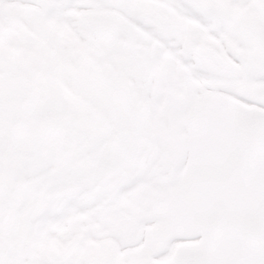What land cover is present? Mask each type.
Returning <instances> with one entry per match:
<instances>
[{
    "label": "bare ground",
    "instance_id": "1",
    "mask_svg": "<svg viewBox=\"0 0 264 264\" xmlns=\"http://www.w3.org/2000/svg\"><path fill=\"white\" fill-rule=\"evenodd\" d=\"M84 1L88 3L86 8L81 6ZM218 1L254 19L264 29L262 0ZM17 3L42 8L36 0H0V5L9 9ZM136 5L141 15L133 13ZM43 9L48 31L69 43L61 51L45 46L49 50L45 75L56 78L67 93H77L81 103L77 109L89 115L97 112L101 120H107L110 130L98 148L97 158H90L93 165L85 169L83 178L54 181L42 197L12 203L9 220L8 207L3 206L0 236L2 244L12 251L20 240L17 233L23 228V212L29 217L23 263L33 258L45 264L56 255L60 259L71 257L76 264H166L184 245L181 235L195 223L196 212L212 205L208 194L211 189L219 187L222 194L236 196L247 182L254 188L253 194L264 196V172L253 174L243 169L238 153L231 150L232 139L225 143L222 138L216 143L201 138L189 123L200 105L201 115L206 113L214 128L231 138L230 120L247 105L239 95V79L230 78L226 69V62L238 63L226 47L229 40L196 5L186 0H48ZM96 11L113 12L118 20L107 37H97L85 20L87 12ZM146 15L154 18L148 20ZM13 20L12 31L19 36L25 29L35 34L18 16ZM165 28L171 29L168 35L162 30ZM38 45L33 42L34 47ZM236 46L240 48L241 44ZM200 48H208L220 67L207 58L199 59L195 52ZM23 51L20 40L9 47L0 39V57L21 56ZM18 75L31 81L27 74ZM15 76L7 74L5 78L10 82L16 80ZM127 94L134 103L125 98ZM23 100L29 102L26 97ZM26 107L36 108L29 103ZM120 108H124L127 119L138 112L144 125L136 169L129 167L128 132L119 128L118 119L114 127L110 123V113L115 109L119 117ZM20 110L16 109V114ZM0 112V165L12 162L24 170L31 167L34 152L39 158L52 148L37 137L8 134L14 122L7 121L3 110ZM69 116L73 115L66 114ZM73 120L84 119L73 116ZM37 121L29 118L27 127L33 130ZM15 135L19 138L16 142ZM95 137L86 136L78 146L91 144ZM110 146L116 148L113 153L108 152ZM59 152L62 154V150ZM62 158L70 157L64 154ZM72 162L78 165L81 160ZM39 178L17 179L12 194L19 193L21 183ZM49 184L46 182L41 190ZM35 211L40 213L37 217L33 216ZM153 229H157L155 238Z\"/></svg>",
    "mask_w": 264,
    "mask_h": 264
},
{
    "label": "rangeland",
    "instance_id": "2",
    "mask_svg": "<svg viewBox=\"0 0 264 264\" xmlns=\"http://www.w3.org/2000/svg\"><path fill=\"white\" fill-rule=\"evenodd\" d=\"M21 1H34V0H21ZM48 0H36L37 4H39L42 8L46 5V2ZM264 2V0H262ZM15 11V14L21 15V19L23 21H26L33 29H35L39 33V38L36 39L34 36L29 34L25 31L24 37L25 41L22 44L24 51L22 52V56L17 55H11V54H5L4 56L0 57V104L1 102H6L5 106H0L4 111L6 112V118L7 121H16V122H22V133H24L23 136L28 137H37L42 142L51 143V141H54L57 139L56 142L53 144V149H59L63 147L62 154H60L59 150H57L58 155H52L50 152L45 151L41 157L34 158L31 167H25L24 170L21 169V167L12 165V162L7 164L0 165V179L2 180V184L0 183V211L3 209V206L6 205L8 207L7 209V216L8 220L12 217V209L11 204H20L26 200L28 197H42L44 194H46L47 190L49 189L50 185L54 181L58 180H72L80 179L81 177L85 176L83 173L85 169H87L89 166H92L93 163H91L90 158H97V151L99 150L97 147L98 145L96 142H93L91 144H88L87 146H78V141L81 139L84 140L86 137V134L90 132L91 127L92 129H95V124H92L90 121L97 120L98 122V128L96 129L98 132L97 134H100V131H102V128L105 130L104 135H108L107 125H106V119L103 118L101 120L98 117V113L95 112L92 115H89L87 112L79 113L77 107L81 105L79 100V95L77 93L75 94L74 91H71L69 94H66L64 92V89L61 88L58 84H56L53 81L52 75H45L43 72L44 67V61L40 59L42 57L41 55L46 56L49 51L45 47L46 44L52 45L57 49H63L68 48L69 43L66 41L60 39H57L54 37L45 27L42 16L44 10L38 9V8H32L29 6H22L20 7L18 4L12 5ZM217 11H211L210 14L213 16L215 14V18L221 19L220 14L225 13L226 17L222 20H224V23L226 25H232L233 22L237 23L240 27L246 26V16H244L240 11L237 9H230L227 6L224 5H216ZM139 7L136 5V8L134 9L135 14L141 13V11L138 9ZM2 15V26L0 25V38L5 43L8 44V46H12L17 41V36L7 29L12 27V19H10V14L7 10L1 11ZM214 17V16H213ZM221 21V20H220ZM222 22V21H221ZM4 30H1L3 29ZM33 42H36L41 45L39 49H35L33 47ZM30 48V51H27V49ZM34 53L37 55H34ZM30 55H33V57L30 58ZM39 56V57H38ZM21 60V61H20ZM7 72L9 74H16L15 76L16 80H13V82H8L4 79V73ZM19 73H24L29 76L31 81H25L22 80L21 77H19ZM37 78V80H35ZM24 97H26L29 102L24 101ZM126 99L130 100L132 103H134V100L131 98L130 95L127 94L125 96ZM30 99H32L30 101ZM23 102V105H22ZM33 104L36 108L30 109L26 107V104ZM39 107V108H38ZM38 108V109H37ZM16 109H21L16 114ZM42 109V110H41ZM94 109L98 110V106H95ZM45 112H44V111ZM92 111V110H91ZM33 112V114L41 116V119L39 118L38 121L35 123V127L33 130L29 129L24 125V119L29 116V114ZM125 112L124 108L119 109V117L115 109H113V112L110 113L111 120L118 119L119 128L123 129V131L129 130H135L140 131L141 127H143V123L141 121L140 115L138 112H136L133 116H131L130 119L125 118V115L123 114ZM20 113H23L20 115ZM49 113H55L57 114L56 118H50ZM66 114H71L76 117H83L82 122H76L73 120V116L66 117ZM100 115V114H99ZM15 117H18V119H14ZM102 117V116H101ZM58 123L61 130H63L64 135H58L54 132V124ZM82 125H86V129L79 130ZM89 130V131H88ZM15 134L18 133V130H16ZM70 132V134L67 136V133ZM18 135V134H17ZM15 142L19 140L18 136L15 135L14 137ZM141 141V139H140ZM36 142H34L35 144ZM13 144V143H12ZM241 148V146H239ZM66 154L69 156V159L63 160L62 156ZM239 157L244 162V158L246 162H252L249 161V158H246L247 155L242 152V150L239 151ZM11 159V155L8 156V160ZM81 160V163L78 165L77 162H72ZM14 162V160H13ZM21 165L25 166L26 162H24L22 159L20 160ZM264 158H257V160L253 161V165L250 166V168H258L260 171L264 170ZM33 166V169H32ZM249 171V170H248ZM29 176H40L39 179L34 180V182L29 183H21V188L19 190L18 194H12V189L15 187V181L17 179L19 180H25ZM95 178V177H94ZM49 182V186L43 191L41 190L42 186ZM244 184V183H243ZM240 188L237 191L236 199L233 200V204H236V202L242 203L243 196L239 194V191H242L243 189ZM215 191H221L218 187L214 188ZM56 193V192H55ZM248 193V192H247ZM235 194V193H233ZM212 199L211 201H214V204L216 205L218 202H221L216 193L212 192ZM261 199V198H260ZM14 200V201H12ZM261 203H264V200L261 199ZM220 211L223 212V210L227 209V207L224 209L225 206H219ZM206 212V211H205ZM40 213L34 212L33 216L37 217ZM205 214V213H203ZM29 217L26 215V213L23 212L21 222L23 228L17 235L19 238H24L21 242L22 245H19V243L16 245L15 252H11L8 247L4 244H2L1 236H0V264H24L22 263V257L24 254V243H25V234L27 233V224H28ZM9 232L12 231V229H8ZM166 227L162 228V233L165 234ZM2 234V232H1ZM0 234V235H1ZM151 234L154 236V238L157 235V229H153L151 231ZM149 243V242H148ZM76 245H73L72 251L74 252V248ZM217 258L220 262L216 264H264V256L259 251H256L251 254H245L243 252V249L241 247L237 249H232L226 252L225 254L219 256ZM70 257L69 259H60L56 255H53L50 259H48L49 264H76L74 263ZM34 259L31 258L30 261H28L25 264H38L37 262L33 261ZM92 264V263H89ZM166 264H175L172 261Z\"/></svg>",
    "mask_w": 264,
    "mask_h": 264
},
{
    "label": "flooded vegetation",
    "instance_id": "3",
    "mask_svg": "<svg viewBox=\"0 0 264 264\" xmlns=\"http://www.w3.org/2000/svg\"><path fill=\"white\" fill-rule=\"evenodd\" d=\"M226 38L235 44L229 47V51L239 65L231 67V78L239 79L238 86H242L241 95L251 103V106L243 108L231 118V127L243 139L246 149L253 150L261 144V152L264 153V103L260 99L264 90V36L237 34L232 28ZM237 43L241 44L240 48L236 46ZM198 53L197 50L196 54ZM250 195L253 197L245 199L244 212L238 218L231 214L235 222L230 219L226 223L215 222L211 232L201 236L203 243L190 246L186 251L201 250L205 253L208 264H216L219 263V256L236 245H241L242 248H257L258 243L264 241V203L259 204L257 197L253 193ZM257 225L261 227V235L253 237L248 234Z\"/></svg>",
    "mask_w": 264,
    "mask_h": 264
},
{
    "label": "water",
    "instance_id": "4",
    "mask_svg": "<svg viewBox=\"0 0 264 264\" xmlns=\"http://www.w3.org/2000/svg\"><path fill=\"white\" fill-rule=\"evenodd\" d=\"M204 5H207L210 0H199ZM207 54H201V56H206ZM205 264V260L202 255H187L181 258L180 264Z\"/></svg>",
    "mask_w": 264,
    "mask_h": 264
}]
</instances>
